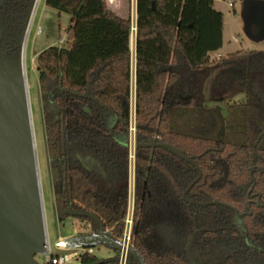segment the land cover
Returning <instances> with one entry per match:
<instances>
[{
    "label": "trees",
    "instance_id": "1",
    "mask_svg": "<svg viewBox=\"0 0 264 264\" xmlns=\"http://www.w3.org/2000/svg\"><path fill=\"white\" fill-rule=\"evenodd\" d=\"M33 1L0 4L7 60L20 58ZM46 3L72 15L66 43L36 57L59 215L121 240L133 187L131 244L146 264H264V48L214 59L225 27L214 0H137L132 178L131 3L127 14L110 0ZM231 63L222 74L247 98L226 117L205 83ZM81 261L120 264L121 251Z\"/></svg>",
    "mask_w": 264,
    "mask_h": 264
},
{
    "label": "rangeland",
    "instance_id": "2",
    "mask_svg": "<svg viewBox=\"0 0 264 264\" xmlns=\"http://www.w3.org/2000/svg\"><path fill=\"white\" fill-rule=\"evenodd\" d=\"M112 1V0H111ZM119 5L118 10L121 14H127L128 1L134 8L132 13V68L133 84L131 107L133 108L131 125H132V178L134 176V156H135V65H136V32H137V0H113ZM232 3V4H231ZM215 7L223 10L225 27H224V44L211 55L212 58H220L227 53L241 48H264V0H215ZM72 15L47 5L46 0H40L32 27L27 39L26 47V67L27 80L29 84V94L31 107L35 123V134L37 137L38 160L41 170L43 185V202L45 207V220L49 232V240L53 253H60L64 250L58 245L61 238L74 237L84 234L89 227L83 221L73 215L62 217L59 215L56 206L54 185L52 180L50 157L48 152L45 120L42 107L41 90L39 82V71L37 66V55L46 47L54 44H65L67 41V31L71 24ZM4 61L6 55L2 54ZM236 64H224L212 74H209L205 83V94L207 104L219 106L221 113L228 116V105L233 102H243L246 100V93L241 88L243 83H232L230 78L222 74L227 68H235ZM242 71V70H241ZM262 82V77H258ZM223 82L219 93L213 96V83ZM133 104V106H132ZM133 186V179H132ZM131 201L133 203V187ZM96 253L101 257L107 258L114 254V248L105 243L96 245ZM26 264H50L47 261V255L37 252L31 256ZM73 264V263H72Z\"/></svg>",
    "mask_w": 264,
    "mask_h": 264
},
{
    "label": "water",
    "instance_id": "3",
    "mask_svg": "<svg viewBox=\"0 0 264 264\" xmlns=\"http://www.w3.org/2000/svg\"><path fill=\"white\" fill-rule=\"evenodd\" d=\"M6 1L0 0V4ZM36 2L28 17L20 58L4 61L0 53V264H26L47 244L23 65L26 34ZM1 25L0 17V30ZM151 145H165L180 153L168 142ZM99 243L128 252L139 264H146L134 245L116 239L104 228L58 241L64 247Z\"/></svg>",
    "mask_w": 264,
    "mask_h": 264
},
{
    "label": "built area",
    "instance_id": "4",
    "mask_svg": "<svg viewBox=\"0 0 264 264\" xmlns=\"http://www.w3.org/2000/svg\"><path fill=\"white\" fill-rule=\"evenodd\" d=\"M232 4V3H231ZM133 203L131 201L130 210L128 213L127 218V226L124 233V236L122 237L121 241L127 244H131V229L133 225ZM47 225V224H46ZM48 238L46 248L43 251H39L41 253H44L47 255V261L50 264H82L81 261V255L85 252H96V247L94 246H73V247H64L59 245L61 249H63V252L60 253H53L51 249V243L49 240V232L47 229ZM62 239V238H61ZM49 240V242H48ZM127 255L128 252L121 251V261L120 264H127Z\"/></svg>",
    "mask_w": 264,
    "mask_h": 264
},
{
    "label": "bare ground",
    "instance_id": "5",
    "mask_svg": "<svg viewBox=\"0 0 264 264\" xmlns=\"http://www.w3.org/2000/svg\"><path fill=\"white\" fill-rule=\"evenodd\" d=\"M39 1L40 0H37V2H36V6H35V9L33 11L31 20H30L29 28L27 30L26 41H25V44H24L23 65H24V72H25L24 74H25L26 94H27L28 106H29V111H30V121H31V127H32L33 147H34V151H35V155H36V162H37V167H38V181H39L41 202H42V206H43V215H44V223H45V233H46V238H48L47 225H46V220H45V207H44V202H43V200H44L43 199V185H42L41 170H40L39 160H38L37 137H36V134H35V123H34V118H33L32 107H31V100H30V94H29V84H28V80H27V67H26V47H27V39H28V35H29L30 30H31V27H32V23H33V20H34V16H35V13H36V10H37ZM48 242H49V240H48ZM41 251H43V250H41Z\"/></svg>",
    "mask_w": 264,
    "mask_h": 264
},
{
    "label": "crops",
    "instance_id": "6",
    "mask_svg": "<svg viewBox=\"0 0 264 264\" xmlns=\"http://www.w3.org/2000/svg\"><path fill=\"white\" fill-rule=\"evenodd\" d=\"M111 1V0H110ZM215 1V0H214ZM111 3H112V6L115 8V9H117V8H119V5H118V3L117 2H115L114 3V1L112 0L111 1ZM215 5V4H214ZM132 9L134 10V8H133V6H132ZM133 10H132V13H133ZM136 13H137V2H136ZM133 20V19H132ZM136 21H137V17H136ZM137 28V27H136ZM132 34H131V47L133 48V45H132ZM218 51V50H217ZM136 52V51H135ZM216 52V51H215ZM214 52V53H215ZM136 66V65H135ZM136 76V75H135ZM136 79V78H135ZM132 82H133V68H132ZM133 84V83H132ZM134 85V84H133ZM132 106H133V104H132ZM132 112H133V108L131 107V118L133 117L132 116ZM134 112H135V107H134ZM135 115V114H134ZM132 122V121H131ZM132 129V128H131ZM135 131H136V126H135ZM135 136V135H134ZM131 137H133V132H131ZM136 137V136H135ZM135 145H136V138H135ZM135 150V149H134ZM133 152V151H132ZM135 154V153H134ZM134 160H135V156H134ZM134 177V176H133ZM96 251H97V249H96ZM96 253V252H95ZM100 256V255H99Z\"/></svg>",
    "mask_w": 264,
    "mask_h": 264
}]
</instances>
